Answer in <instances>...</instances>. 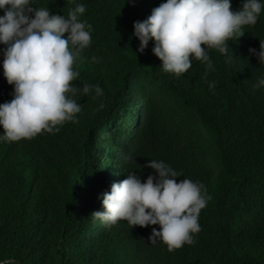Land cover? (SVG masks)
<instances>
[{"label": "trees", "instance_id": "obj_1", "mask_svg": "<svg viewBox=\"0 0 264 264\" xmlns=\"http://www.w3.org/2000/svg\"><path fill=\"white\" fill-rule=\"evenodd\" d=\"M165 2L31 0L65 17L85 6L79 19L92 25V41L76 57L80 75L73 84L93 90L73 97L82 108L78 123L31 140L0 141V261L264 264V85L255 87L264 80V65L249 52L260 51L264 41V0L256 24L227 42V54L208 50L212 69L193 59L179 77L163 71L155 41L140 53L134 36V23ZM242 3L231 0L232 10ZM6 47L0 44V104L14 92L3 74ZM151 160L180 173L178 183L203 184L210 197L195 242L172 252L148 239L159 225L132 228L121 220L106 226L91 216L105 210L102 194L128 173L142 182L158 179L146 167Z\"/></svg>", "mask_w": 264, "mask_h": 264}, {"label": "clouds", "instance_id": "obj_2", "mask_svg": "<svg viewBox=\"0 0 264 264\" xmlns=\"http://www.w3.org/2000/svg\"><path fill=\"white\" fill-rule=\"evenodd\" d=\"M0 9L4 10L0 44L7 46L3 74L8 84L14 85L13 99L0 104L4 129L0 141L31 140L44 132H59L66 122L78 123L82 108L73 97L93 90L87 83L83 87L73 84L80 75L74 70L76 57L92 41V25L79 19L85 6L77 5L67 17L52 14L49 8L33 7L31 0H0ZM261 11L259 0H243L238 11L232 10L231 0H166L146 20L134 23V36L140 41V53L154 40L152 51L162 61L163 71L179 77L192 67L193 59L212 69L208 50L227 54V42L242 37V28L255 25ZM249 52L264 65V41H260V51L253 48ZM260 85L264 80L255 87ZM209 87L214 88L215 83ZM95 93L103 94L99 86ZM146 167L154 169L158 179L150 175L142 182L136 173H128L102 194L105 210L91 216L106 226L121 220L132 228L159 225V230L153 227L148 239L152 244L161 240L170 252L193 244L194 234L201 231L199 214L210 199L204 185L190 179L178 183L181 174L163 161L151 160Z\"/></svg>", "mask_w": 264, "mask_h": 264}, {"label": "bare ground", "instance_id": "obj_3", "mask_svg": "<svg viewBox=\"0 0 264 264\" xmlns=\"http://www.w3.org/2000/svg\"><path fill=\"white\" fill-rule=\"evenodd\" d=\"M138 13H139V12H138ZM140 13H141V12H140ZM137 20H138V19H137ZM153 41H154V40H153ZM153 41H152V42H153ZM149 43H150V42H149ZM212 63H213V62H212ZM213 65H215V64L213 63ZM241 75H245V74H241ZM134 106H135V105H134Z\"/></svg>", "mask_w": 264, "mask_h": 264}]
</instances>
